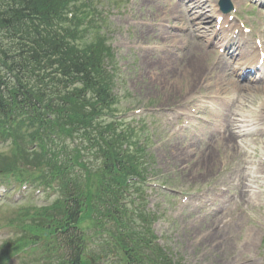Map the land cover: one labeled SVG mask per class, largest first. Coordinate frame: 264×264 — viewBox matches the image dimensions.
<instances>
[{"label":"rangeland","instance_id":"1","mask_svg":"<svg viewBox=\"0 0 264 264\" xmlns=\"http://www.w3.org/2000/svg\"><path fill=\"white\" fill-rule=\"evenodd\" d=\"M171 1L123 0L120 8H104L118 115L149 137L153 162L145 210L157 216L152 228L159 244L184 264H264V88L237 91L228 82L217 87L209 72L212 57H222L218 49L204 43L205 58L181 39L182 32H173L181 38L167 37L173 20L164 9ZM259 8L238 7V20L252 29L244 38L249 47L264 29ZM210 25L216 31L214 20ZM166 54L172 64L162 67ZM192 105L198 113L189 118ZM8 149L0 145V151Z\"/></svg>","mask_w":264,"mask_h":264},{"label":"trees","instance_id":"2","mask_svg":"<svg viewBox=\"0 0 264 264\" xmlns=\"http://www.w3.org/2000/svg\"><path fill=\"white\" fill-rule=\"evenodd\" d=\"M83 2L0 0V140L10 145L9 155L0 153V184L12 173L19 183L50 187L56 180L59 189L48 207L20 216L15 227L21 235L0 246L1 263L27 247L32 261L23 263L90 264L83 255L90 237L78 227L88 220L87 229L105 246L98 259L113 255L111 264H172L158 247L144 251L151 243L144 237L146 226L136 229L131 222L135 216L145 222V215H131L122 203L125 179L136 171L135 155L119 153L126 137L100 116L115 100L104 67L112 54L104 38L88 29L98 23L86 20L89 11L81 8L90 3ZM85 142L102 158L95 169L82 159ZM65 173L67 180L60 178Z\"/></svg>","mask_w":264,"mask_h":264},{"label":"bare ground","instance_id":"3","mask_svg":"<svg viewBox=\"0 0 264 264\" xmlns=\"http://www.w3.org/2000/svg\"><path fill=\"white\" fill-rule=\"evenodd\" d=\"M237 1V5L244 3V0H235ZM182 2V8L180 10H177V4H174L173 2L171 4H168L166 9H164V17L172 18L173 20V26H169L168 33L165 31L164 33H167V37H179L180 35L174 34L171 30L177 29L184 33L182 40H185L187 42H190L195 45V50H197L198 55L202 57H207L209 54L208 50H205L203 47V42H209L210 44H213V40L217 38V35L210 30V24L208 20V14L211 12L208 10L209 6L206 4L207 2L203 1H192V0H180ZM255 2H258L261 7H264V0H255ZM164 3V2H163ZM181 7V6H180ZM207 18V20H206ZM226 23V22H224ZM161 31H164L163 28H161ZM176 32V31H175ZM142 36H146V34H143ZM235 41H227L226 39L217 41L218 48H225L228 49L230 46L232 47L235 45V42H239L238 38L236 36L233 37ZM175 45L177 46H183L178 41H174ZM166 45V44H165ZM164 45V46H165ZM261 45H264V41H261ZM255 50L257 51V59L259 56V48H252V55L247 59V61L243 62L242 66L248 67L251 66L254 63L255 60ZM229 54V53H228ZM240 56H244V52L240 54ZM214 63H212V67L210 69V75L212 80L215 82L217 87H222L224 83L229 82L233 83L236 86L238 85L234 79L232 78V75L229 73L231 71L232 73L235 72V69L231 68V63L223 60L221 57L213 56L212 57ZM160 63L163 66H169L171 63V55L166 54L163 55V58L160 60ZM190 65L187 63L185 66ZM241 70V69H240ZM261 81L264 86V79L261 78ZM166 87L169 85H165ZM262 119H264V116H261Z\"/></svg>","mask_w":264,"mask_h":264}]
</instances>
